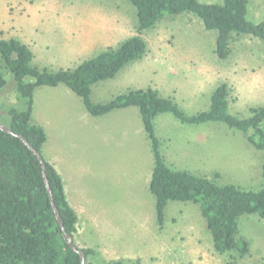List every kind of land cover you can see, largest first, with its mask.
<instances>
[{"label": "rangeland", "instance_id": "374dc122", "mask_svg": "<svg viewBox=\"0 0 264 264\" xmlns=\"http://www.w3.org/2000/svg\"><path fill=\"white\" fill-rule=\"evenodd\" d=\"M79 12L90 17L113 14L125 27L126 37H121L122 40L137 35L136 9L126 0H0V38L29 43L34 53L33 65L40 70L72 69L106 47L96 44L94 49L82 52H74L79 48L70 47L72 43L66 31L70 23L64 15ZM248 19L264 22V0H249ZM97 20L100 22L96 24H102L101 18ZM217 36V31L207 30L192 13L167 15L155 28L143 33L148 44L144 58L125 67L114 79L94 85L92 101L106 103L131 89L153 88L160 81L168 82L167 87L171 88L184 77L187 82L193 81L186 86L187 93L183 88L178 92V107L185 114L193 116L208 111L214 89L226 83L231 89L229 113L240 118L251 117L252 108L264 106V83L255 87L263 91L258 92V99H251V95L239 98L238 90L231 84L232 79L239 81L242 77L264 82V42L247 35H233L230 56L221 60L215 52ZM41 41L45 45L41 46ZM114 44L109 45L111 48L119 45ZM172 59L188 66L183 70L171 69ZM212 63L217 73L210 78L205 64ZM0 70L7 81L0 91V123L6 126L9 110H25L26 101L19 97L13 76L1 60ZM206 75L207 84L203 85L201 80ZM186 95L195 96V100L181 99L186 100ZM34 102V120L52 131L56 139L53 149L45 146L43 156L47 160L59 158L57 166L66 185L67 198L86 213L81 238L91 248H103L107 244L117 247V256L92 257L91 264H109L114 258H138L141 264H225L231 260L230 254L219 255L214 251L212 236L199 206L194 203L170 202L165 210V227L161 230L158 227L155 199L143 180L153 154L137 108L95 118L86 112L82 99L64 85L39 87ZM168 115L169 118L161 119V126L167 129L173 125L172 121L179 124L175 143L185 149L191 130L184 129V125ZM207 127H210L208 151L219 154L216 165L210 167L221 173L218 183L258 191L263 183L264 151L250 147L241 131L225 124L209 123L200 130ZM237 237L248 241L250 254L242 259L234 255L235 262L264 264V219L258 215L242 216L238 220ZM196 244L197 256L181 253L182 248L187 251Z\"/></svg>", "mask_w": 264, "mask_h": 264}, {"label": "trees", "instance_id": "16d2710c", "mask_svg": "<svg viewBox=\"0 0 264 264\" xmlns=\"http://www.w3.org/2000/svg\"><path fill=\"white\" fill-rule=\"evenodd\" d=\"M126 1L136 9L137 35L72 69L40 70L33 65L34 53L27 45L18 39L0 38V60L12 74L19 97L26 101L25 110H9L6 126L13 135L0 130V264H81V256L70 248L56 218L42 165L20 138H25L44 158L47 133L33 122L34 95L39 87L59 85L68 87L80 97L92 117L138 109L154 158L149 190L155 199L160 230L165 227V210L170 202L194 203L199 206L212 236L214 251L219 255H231V260L225 264H237L234 255L242 259L250 254L248 241L237 237L238 220L245 215L264 219V161L263 183L258 191L220 185L218 175L208 178L174 170L162 155L156 118L169 113L184 124L222 123L241 131L252 148L264 151V106L252 108L249 118L230 114L231 89L226 83L215 90L210 109L193 116L185 114L174 100L161 97L152 88L129 90L106 103L93 102L91 94L94 85L114 79L125 67L144 58L148 44L143 33L155 28L167 15L192 13L207 30L217 31L215 52L221 60L230 56L233 35H247L264 42V22L248 19L249 0H223L220 4L199 0ZM6 85L0 70V91ZM45 163L49 187L65 232L75 242L78 216L69 204L61 175L46 159ZM77 248L85 253L86 264H91L89 259L98 256L96 249ZM109 264H141V261L121 259Z\"/></svg>", "mask_w": 264, "mask_h": 264}, {"label": "crops", "instance_id": "0c3cea01", "mask_svg": "<svg viewBox=\"0 0 264 264\" xmlns=\"http://www.w3.org/2000/svg\"><path fill=\"white\" fill-rule=\"evenodd\" d=\"M85 6H87V4L83 5V7H85ZM81 10H82V8L79 11H81ZM64 17L67 18L66 22L70 23L69 26H66V31L68 33L67 36L70 37V39H71L70 43H72V44H70V47L79 48V49H74V52H78V50H79V52L92 50V49H94V47H95L94 45H96V44L99 46L104 45L107 48H111L113 46H110L109 44L115 43L114 46H116L117 44H120L122 41H124L121 39V37H126L124 35L126 33L125 27L123 26V24H120L122 20H120L118 17L115 18V15H113V14L112 15L106 14V15H102V16L100 15V16L90 17L87 14H83V13L79 12V13H73L70 15H64ZM97 18L102 19V24H100V25L96 24V22H100L99 20H97ZM110 22H112V23H110ZM113 22H116V23H113ZM31 28H32V32H33L34 26H32ZM44 29H45V27H44ZM39 38H41V37H39ZM24 43H25V45H27L31 49V46L29 45V43H27V42H24ZM42 43L43 44H41V46L45 45L44 42H42ZM106 47L104 50L107 49ZM104 50H102V51H104ZM165 58L168 59L167 57H165ZM176 60H180V59H176ZM169 62H170L169 68L175 69V70H183L185 66H188V64H186L185 62L175 61L174 59L169 60ZM190 64H193V63H190ZM205 65H207L206 68H207L208 76L210 78L213 76H216L215 73H217V71H216L217 67L215 65H213V63L211 64L212 67L210 66V64H205ZM175 70H174V72H175ZM213 74H215V75H213ZM217 76L220 77V75H218V74H217ZM185 77H187V76H185ZM206 77H207V75L204 77V80H201L203 85L207 84V82L205 81ZM183 79H185V81H183ZM226 79H227V83H228L229 79L227 78V76H226ZM187 80H188L187 78L183 77L180 80V83H178V82L173 83L171 88L167 87V85L168 86L170 85L168 82L160 81L158 84L153 86L152 89H155L160 94L161 97L174 100L175 103H177V105H178V103H179L178 102L179 101V99H178L179 93L178 92L182 91V88H183L186 90V93H187L188 89H186V86L193 83V81L187 82ZM239 81H242V83L240 84L241 88H242L241 92L238 89ZM239 81H238V79H232V84H231L234 86V88L236 90H238L237 93L239 95V98H243V95L244 96L251 95L250 96L251 99H258L259 98L258 96L260 95V93H258V92L261 90H258V88L255 89V87L257 85L262 86V84L264 83L262 81V79H258L255 77H253L252 79L242 77ZM146 89H149V88H146ZM216 89H217V87L214 89L212 94H214ZM131 90H139V89H131ZM261 93H263V91H261ZM194 97L195 96L190 97L189 95H186V97H185L186 100L184 98H181V99H183L184 101H194L195 100ZM33 109H34V107H33ZM124 110L126 112H128L129 108L124 109ZM124 110L115 111V112H112V113L105 115V116H109L112 114H118L117 112H121ZM168 114L169 113L161 114L156 118V133H157L158 138L161 140V152H162V155H163L167 165L174 170L186 171V172L192 173V174L197 175V176L214 178L216 175H218L219 180H220L221 179V173L215 172V170H210V167H214L216 165V162H217L216 157L219 158V154L215 155L212 152H210V150L208 151L209 146H210V143H209V140H210L209 128L210 127H207L204 130H200V127L204 126L205 124H202V125L184 124L179 119H177L175 116H173L171 114L175 118V120H178V122H180V124L184 125V127H183L184 129H190L191 130L190 133H188V134H192L191 138L188 139V142H186L187 146L185 147V149L184 148H178L176 146L178 143H175V142H176L177 134H178V132L176 130L178 129L177 127L179 124L175 123V121H172L173 125L167 127V129H165V127L161 126V119L163 121L166 118H169V117H167V116H169ZM32 118H33V122L35 124L43 127L47 133V143L45 144V146L48 145L49 148L53 149V146L56 143V139H55L53 132L46 129V127L43 126L42 124L36 122L34 120V113L32 115ZM141 123H142V120H141ZM207 124H209V123H207ZM142 127H143V124H142ZM165 131H166V133H165ZM146 138H147V136H146ZM50 141L52 142L51 144H50ZM45 146L43 148V151L46 149ZM150 151H151V146H150ZM210 154H212V155H210ZM47 161L55 166L56 170L58 171V173L60 175L62 174L59 167H58L59 166V162H58L59 158H57V159L51 158L50 160H47ZM153 168H154V158H153V162L148 161L147 172H145V174L143 175V180L145 181V183H148L147 184L148 187L150 185V181H151V177H152V173H153ZM144 181H142V182H144ZM63 183H64V188H65V192H66V196H67L68 194H67V190H66V185H65V182H63ZM147 186H145V188H147ZM148 190H149V188H148ZM68 201L78 216V232L75 235V242L77 240L79 242H77L76 245H78V246L83 245L84 248H91L81 238L82 220L84 218L83 215H85L86 213L81 208V206L76 204L74 201H73V205L71 204L69 199H68ZM78 209H80V212H78ZM191 245H189V246H191ZM187 247H188V245H187ZM93 249L97 250L98 256L99 255H101L102 257L117 256V252H116L117 247L115 245L107 244V245L103 246V248L100 247V248H93ZM180 251L183 254L185 252H187L188 254H191L193 257H195L199 254L197 244L195 247L190 248V250L184 251L182 248ZM174 253L177 255V250H174ZM113 257H111V258H113ZM135 259L137 260L138 258H135ZM115 260H121V259L114 258L112 261H115ZM123 260H132V259H123ZM175 261H177L176 258H175Z\"/></svg>", "mask_w": 264, "mask_h": 264}, {"label": "water", "instance_id": "95a60500", "mask_svg": "<svg viewBox=\"0 0 264 264\" xmlns=\"http://www.w3.org/2000/svg\"><path fill=\"white\" fill-rule=\"evenodd\" d=\"M0 130H2L5 133H8V134L13 135V132L10 130V128H8L7 126L3 125L2 123H0ZM20 138L24 142V144L33 152V154L38 158L39 162L41 163L42 168H43V175H44L45 183H46V186H47V189H48L49 197L51 199V203H52V206H53V209H54L56 218L58 220V223H59V225L61 226V228H62V230L64 232V236L67 239V242H68L70 248L73 251H76L81 256V264H86L85 263L86 262L85 253L81 249H78L77 248V246L75 245V242H74L73 237L71 235H69L68 233L65 232L64 225H63V221H62L61 216H60V214L58 212V209L56 207L55 201L53 199L52 192H51L50 187H49L47 173H46V163H45V159L42 157L41 154H39L35 149H33L30 146V144L25 140V138H23V137H20Z\"/></svg>", "mask_w": 264, "mask_h": 264}]
</instances>
